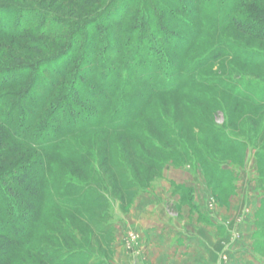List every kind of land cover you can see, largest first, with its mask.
<instances>
[{"label":"trees","instance_id":"1","mask_svg":"<svg viewBox=\"0 0 264 264\" xmlns=\"http://www.w3.org/2000/svg\"><path fill=\"white\" fill-rule=\"evenodd\" d=\"M18 1L0 0V9L8 8ZM46 1L40 0L41 4H46ZM56 1L58 0H51V3ZM114 1L107 0L104 5L102 0H93L98 9H93L95 12L87 14L86 17L89 18L101 12L102 14L107 11L110 13L111 3ZM137 1L144 4L145 11L135 7V1L125 2L118 9L120 14L110 13L107 19L115 26V29L112 27L113 29L110 28V30L100 29L99 31L105 38L109 37L112 44H107V48L103 46L101 51L97 50L96 54L106 52L102 57L95 56L94 60L92 55L88 56L86 53L81 54L78 60L75 59L79 50L78 46L85 45L96 49L100 44L95 37L81 40L80 33L76 32L79 30L72 32L71 44H68L70 47L69 50L67 49L70 52L61 65L53 63L57 59L55 57L51 62L54 64L53 69H49L50 64L42 68L49 72L47 76H40L35 72L30 78L28 71H30L29 68L40 67L54 56L43 57L39 59L38 64L32 66L31 61L29 63L23 61L22 50L0 49V53H4L15 62H20L13 66L0 65V88L3 86L21 87L17 92L7 91L0 94V144L8 138L16 142L11 149L7 148L4 153L0 152V162H5L9 154L18 157V162L14 167L7 170L1 169L0 264H10L11 259L24 242H26L27 251L25 252L27 254H30L29 250L35 251L33 260L30 261L26 254L19 257L20 262L15 264H88L86 261H73V257L69 254L65 256L59 254L62 248H81L80 241L84 238V233L80 232L81 228L75 222L72 224L69 220L64 222L60 214L65 209L74 216L76 215L78 221L91 220L93 216L89 213L87 215L84 209L95 206L99 196L93 198L92 195L100 192L101 188L104 191L109 189V194L118 195L120 193L122 199L123 184L118 179L115 164L113 165L111 160L113 152L121 153L120 163L127 177H130L128 176L130 174L140 177L142 170L137 166L136 161L140 165L144 164L147 170L159 169L164 162H155L154 158L138 151L137 148L160 154L163 157L179 148L181 151L185 148L191 153V150H196L197 147L202 150L206 149L204 142L193 140L192 135L194 134L181 136L184 129L181 124L178 126L171 124V120L178 115V123L181 122L179 117H183L186 125L210 131L207 124L197 123L189 117L193 115V117L202 118L203 113L196 112V106L188 107L181 103V110L188 116H180L176 110L171 113L167 105L171 96L180 95L181 100L185 93L182 88L194 85L193 80L188 78L174 79L168 76L170 71L174 72L177 69V53L187 55L193 50L192 43L178 44L176 36L178 33H183L184 37H189L196 42L200 32H196L198 29L195 26L189 29L181 26L172 12L168 14V18H160L161 13L166 12L163 8H160L162 11L159 12L160 14L156 10H151L152 15L146 7L150 0ZM208 1L192 0L196 6L204 9L212 6ZM237 1L240 2L237 6L247 10L238 12L240 18L232 16L231 23L227 26L248 37L264 41V11L258 10V7L264 6V1ZM44 11L36 14L37 19H41L38 23L34 16H31L30 10H26V13L19 12L16 21L1 12L0 42L10 39L16 41L14 44L31 50L36 46H42V43L46 44L47 41L50 43L60 41L55 40L56 36L69 31L74 21L62 16L54 17L53 19L62 23L63 26H49L46 19L51 17L49 16L50 11L47 9ZM129 12H131V18L126 20ZM102 14L96 18L100 19ZM154 17L155 21L159 19V24H153ZM80 22H83L85 26L89 25L88 21L81 20ZM137 22L140 26H137ZM90 28L95 32L98 27L91 26ZM147 31L153 37L141 36ZM31 36L35 37L38 42ZM132 41L136 43L139 41L144 46L149 45L148 53L137 52L136 45H131ZM17 45H12V47H18ZM151 49L152 52H150ZM221 51L213 59L225 54L232 59L238 58L236 52L229 55V53H223L224 50ZM144 55L147 57L145 58ZM194 58L197 59V61L194 60V64L202 61L201 56L195 57L194 55ZM18 65L20 68L14 69ZM199 67L202 66L198 65L197 69ZM69 72L75 75L72 76ZM24 82L27 84L24 85ZM216 87L212 88L221 89L219 86ZM234 97L236 99L238 96L234 95ZM160 98L166 99L161 101ZM190 98L196 105L203 102L194 96ZM179 103L176 100V103L172 105L176 106ZM157 104L163 105L160 112L155 110ZM134 118L143 121L142 129L136 133L129 127ZM169 133H173L174 136H170ZM112 135L119 136L115 139L111 137ZM201 156L204 159V156ZM178 158L173 157L174 161H178ZM188 158L193 162L196 161L195 154L193 156L189 154ZM67 164L71 166L68 169L69 172L66 173L64 184L61 182L64 180L63 176L55 177L51 173L59 166ZM90 170L99 172L96 177L89 176ZM69 173L83 176L82 178L86 176L87 179L84 182L82 180L83 183L70 182L67 176ZM103 176H106V180H101ZM51 179L53 182H49ZM131 180L134 179L131 177L128 182ZM98 182L104 184L101 183L100 187ZM260 188L264 193V188L261 186ZM48 195L54 198H48ZM45 208H55L58 212L56 220L59 222L50 223L53 226L51 233L46 234L42 230L38 235L36 233L35 238L43 239L45 241L43 244L33 242L30 235L35 224L42 220V211ZM260 221L264 234V216H260ZM102 232L101 229L94 232L97 239L101 238ZM103 241L97 242L98 249L104 246ZM48 244H54V250L50 249Z\"/></svg>","mask_w":264,"mask_h":264},{"label":"rangeland","instance_id":"2","mask_svg":"<svg viewBox=\"0 0 264 264\" xmlns=\"http://www.w3.org/2000/svg\"><path fill=\"white\" fill-rule=\"evenodd\" d=\"M135 1V7H139L143 11L146 10L144 4H140L137 0H115L111 3L112 9L110 13L112 15V12L120 14L118 9L125 2ZM46 2V4H41L40 0H19L8 8L2 7L0 9V13L4 12L9 15L13 21L17 20L19 12L24 11L26 13V10H30L32 12L31 16H34L36 23H38L41 19H37L36 14L40 11H46V9L50 11L48 12L49 16H51L46 19L49 26H63L62 23H58L53 19L54 17L62 16L74 21L69 31L56 36L55 40L60 41L56 43L47 41L46 44L42 43V46H36L31 48V50L14 44L16 41H11L10 39L1 40L0 49L14 48L22 50L23 61L28 63L31 61L30 64L32 66L38 64L40 62L39 59L43 57L54 56L36 69L29 68L31 71H28L30 78L35 72L40 76L49 75L47 70L42 69L46 65L50 64V70L53 69L54 64L61 65V62L70 52L68 51L70 47L68 44H71V35H73L72 32L75 30H79L76 32L80 33L81 40L95 37L100 42L96 49L85 45L83 47L78 46L79 50L75 57L76 60L79 59L81 54L84 55L85 53L88 56L92 55L93 60L95 56L102 57L104 55L106 51L96 54L97 50L101 51L103 46L106 47L107 44H112V42L109 37L105 38L102 36L99 30H110L112 27L115 29V26L109 23L107 19L110 17L108 11H104L106 12L104 14L101 12L87 18V14L94 13L98 9L93 0H74L70 2L58 0L52 3L51 0H47ZM102 2L105 5L107 0H102ZM208 2L212 4L209 9L196 6L192 0H150L146 5L149 11L156 10L158 14L162 12L160 8L165 9L166 12L161 13L162 17L160 18H168V14L172 12L174 17L179 20L181 26L188 29L195 26L198 29L196 32H200L196 42H193L194 40L189 37H184L183 33H178L176 36L178 44L192 43L193 50L187 55L177 53V69L176 71L174 70L175 73L170 71L168 76L170 78L174 77V79L178 77L188 78L193 80L194 85L182 88L185 93L181 100L180 95L171 96L167 105L171 113L176 110L180 116L187 115L180 108L182 104L188 107L196 106V112L203 113L202 118H196L193 115L189 117L193 118L197 123L207 124L211 129L210 131L208 129L199 130L197 126L186 125L183 117H179L181 122L178 123V115L171 120V124L175 126L181 124L184 128L181 136L194 134V136L192 135L193 140L204 142L206 149L202 150V148L197 147L198 149L191 150V153L185 148L186 152H182L185 150L182 148L181 151L179 148L173 150L174 152L170 155L163 157L160 154L147 152L136 147L138 151L154 158L155 162H164L159 169L147 170L144 164L140 165L136 161L135 163L142 170L140 177L132 176L131 174L128 175L130 177H127L120 163L122 159L121 153L119 151L113 152L111 160L113 165L115 164L118 179L123 184V197L121 199L120 193L118 195L109 194V189L104 191L101 188L100 192L92 195L93 198L99 196L95 206L84 209L87 215L89 213L93 216L87 222L81 221L80 217V221H78L76 215L74 216L71 212L64 209L60 214L63 221L69 220L71 224L75 222L81 228L80 232L84 233V238L82 239L83 241H80L81 248H62L59 251L62 256L69 254L73 257V261H86L88 264H145L142 244L144 243L145 233H148V236L154 235L156 228L155 217L158 218L159 213L162 210H166V212L171 214L170 218H173V223L167 224L170 228H176V225L179 224L176 221L179 217L184 216L179 214L181 212L180 207L176 210V207L172 209L169 191L176 195L178 189L182 193V195L179 193L180 198L184 201L181 206H188L190 212L196 211L199 217L203 218L202 212L209 214V216H217L218 213H222L226 220L234 219L237 214L239 217L242 211L250 216L248 212H251L254 208L257 198H261V195L264 198V193L260 188V186L264 188V41L248 37L227 26L231 23L232 16L240 18L238 12L247 10L237 6L240 3L239 1L209 0ZM50 4L52 5L49 6ZM159 9L160 11H158ZM258 10L263 12L264 6L258 7ZM130 13H127L126 20L131 18ZM101 14L100 19L96 18L97 16L100 17ZM151 14L153 15L152 11ZM81 20L88 21L89 25L85 26L83 22H80ZM143 22L145 23V21ZM153 22L154 25L159 24V19L155 21L154 17ZM139 24L137 22V26H140ZM91 26H97V31H92ZM141 36L144 38L153 37L149 31L142 33ZM35 41L37 40L35 39ZM12 45H17L18 47H12ZM131 45H136L135 50L137 52L146 54L150 49L149 45L144 46L139 41L137 43L132 41ZM221 50H224L223 53H229V55L232 52H236L238 58L232 59L225 54L213 59ZM150 52H152V49ZM48 53H51V55H47ZM194 55L195 57L201 56L202 61L194 64V60L197 61ZM55 57L57 59L52 64L51 62ZM144 57L146 58L147 56L144 55ZM19 63L11 60L4 53H0V65L13 66ZM198 65L202 67L197 69ZM19 66L14 69H19ZM10 70H12L11 67ZM69 73H72V76L75 75L73 72ZM214 86H219L221 89H213L212 87ZM20 88L3 86L0 88V94L7 91L17 92ZM189 95L190 97H197V100L200 99L203 102L200 105H196ZM234 95L238 97L234 99ZM160 99L163 101L166 98ZM176 100L180 103L173 106L172 104H175ZM162 106L157 104L155 106L156 112L157 110L160 112ZM132 122L129 127L133 129V132L136 133L142 129L143 125L141 124L143 121L141 122L139 118H134ZM117 136L119 135H112L111 137L117 139ZM170 136H174V134L171 133ZM14 143L16 142L12 138L4 140L0 144V152L4 153L5 149H11ZM193 153L196 156V161L194 162L188 158L189 154L193 156ZM201 155L204 156V159ZM30 156L32 157L33 155ZM173 157H179L178 161H174ZM16 162H18V157L9 154L5 162H0V176L2 175V168L10 169L17 164ZM18 165L21 164L18 163ZM70 166V164L59 166L57 170H53L51 175L55 177L58 175L63 176L64 180H61V182L65 184V176L69 172ZM90 172L89 176L93 175L96 177L99 171L90 170ZM67 176L70 182H82V180L84 182L87 179L86 176L82 178L83 176L80 177L70 173ZM105 177L103 176L101 180H106ZM131 177L134 180L128 182ZM49 182H53V180L51 179ZM175 182H194L196 184V204L193 202L194 190L184 185L177 186ZM56 183H59V181ZM101 183L103 182H98V186L101 187ZM235 189H237V192L234 191ZM48 198L53 199L54 196L48 195ZM229 198H233L231 203ZM160 199L166 201L163 208L158 202ZM227 205L228 207L224 208ZM191 207L195 208V211ZM57 214L58 212H56L55 208H45L42 211V220L35 224V228L30 235V239L33 242L45 244L43 239H37L35 235L36 233L38 235L41 230L46 234L51 233L53 226L50 223L52 221H55L54 223L59 222L56 220ZM263 216L264 210L261 217ZM159 218L161 219V217ZM100 229L103 232L100 235L101 238L97 239V235L95 236L94 232ZM230 234L232 233L230 232ZM235 236L237 235L235 234ZM101 240H104V246L98 249L97 242ZM47 246L52 250L55 248L54 244H48ZM25 251H27L26 242L20 246L16 255L11 259L10 264L19 263V257L27 254ZM28 252L30 254H27V256L32 261L35 251L29 250Z\"/></svg>","mask_w":264,"mask_h":264},{"label":"crops","instance_id":"3","mask_svg":"<svg viewBox=\"0 0 264 264\" xmlns=\"http://www.w3.org/2000/svg\"><path fill=\"white\" fill-rule=\"evenodd\" d=\"M175 183L177 186L192 188L193 202L196 204V184ZM234 191L237 192V189ZM179 193L182 195L178 189L176 195L169 191V198L172 209L180 207L179 214L184 216L178 218L176 222L179 224L176 228H170L168 224L173 223L171 214L166 210L159 211L158 218L155 217L154 235H144L142 247L145 264H264V234L260 226V216L264 208L262 195L257 198L251 212H248L250 216L242 211L239 217L237 214L234 219L226 220L222 213L209 216L202 212V218L198 216L195 208L191 207L195 212H190L188 206H181L184 201ZM232 199L229 198L230 203ZM158 202L163 208L166 201L160 199ZM226 207L228 205L224 208ZM197 219L203 223L197 222Z\"/></svg>","mask_w":264,"mask_h":264}]
</instances>
